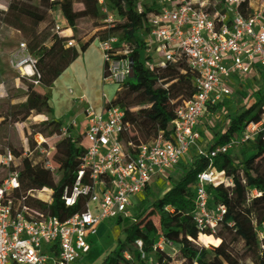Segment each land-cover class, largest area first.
I'll list each match as a JSON object with an SVG mask.
<instances>
[{
	"label": "trees",
	"instance_id": "16d2710c",
	"mask_svg": "<svg viewBox=\"0 0 264 264\" xmlns=\"http://www.w3.org/2000/svg\"><path fill=\"white\" fill-rule=\"evenodd\" d=\"M256 1L259 0H244L240 14L249 18L259 12L253 7ZM210 2L221 7V0ZM76 5L83 7L86 17L75 22L70 37L56 35L53 10ZM107 6L111 15H115L110 25L99 13L97 0H10L7 7L0 10V81L5 86L19 84L25 89L23 102L11 106L5 115L0 114V133L6 125L26 124L35 117L41 119L31 124L32 136L20 149L13 148L6 137L0 136V157L9 152L12 156L10 170L19 174L21 190L15 195V203L26 199L24 206L60 221L85 210L82 205L67 208L61 200L63 188L72 185L78 177L84 150L71 136L64 137L55 148L53 173L39 165L33 166L25 155L36 150L34 136L40 135L46 140L62 136L63 122L56 119L46 90L78 62L81 54L96 42L115 40L117 44L105 53L106 59L132 64L133 78L120 85L113 100L103 106L123 111L130 126L121 137L123 145L127 141L136 149L151 147L160 136L167 138L170 125L176 120L175 111L196 95L197 75L189 68L176 61L160 68L152 64L148 56L141 59L147 47L140 35L146 33L147 21L156 13L157 5L148 0H107ZM83 24L94 34H86L81 28ZM70 42L74 43L72 47L67 46ZM21 45L35 61L34 78L18 76L12 70L11 57ZM107 78L108 64L104 61L103 79ZM33 82H38V87ZM221 108H209L206 113L216 116ZM230 119L228 127L214 134L203 155L193 156L189 165L182 164V175L174 187L165 190L156 201H149L147 208L133 221L120 219L112 224L120 229L116 247L100 264H148L147 259L152 256L154 264H225L214 251L201 244V236L223 240L229 249L224 253L229 264H264V241L258 242L255 236V230L264 225L263 133L242 149L240 158L232 153L215 159L209 156L217 146L240 137L246 125L264 127V91L257 92L256 101L249 108L236 111ZM207 172L214 173L210 208L222 206L226 211L214 234L209 230L199 231L193 216L185 215L194 207L197 177ZM42 190L50 194L49 204L28 196ZM145 194L149 196V189ZM167 207L185 216L172 219L162 213ZM160 245L167 248L178 245L179 249L165 257ZM240 259L244 261L241 263Z\"/></svg>",
	"mask_w": 264,
	"mask_h": 264
},
{
	"label": "built area",
	"instance_id": "2783aa9c",
	"mask_svg": "<svg viewBox=\"0 0 264 264\" xmlns=\"http://www.w3.org/2000/svg\"><path fill=\"white\" fill-rule=\"evenodd\" d=\"M210 1L155 0L156 13L147 21L146 33L140 35L152 64L165 68L167 63L176 61L197 75L196 95L175 111L176 120L170 125L167 138L160 136L151 147L136 149L127 141L123 145L121 137L130 126L120 108L113 106L97 112L85 94L75 97L69 92L83 110L67 123L63 122L62 136L56 138L71 136L79 142L84 156L76 181L63 188L61 200L67 208L82 205L83 212L60 221L24 206L26 199L15 203V195L21 190L19 174L10 170L9 152L0 157V174H4L0 185V264L81 263L97 245L102 226L128 219L136 199L155 183L168 180L167 190L174 187L177 182L168 179L169 176L182 164L191 163V152L196 151L194 156L203 155L204 150L198 147L202 141L198 126L207 110L231 98L236 83L249 78L264 79V13L255 12L245 18L239 12L244 0H221L220 8ZM97 2L104 22L112 24L107 0ZM54 32L63 35L57 24ZM98 44L108 64L104 83L118 87L126 83L130 76L129 62H111L105 57L117 41ZM73 45V42L67 44ZM11 59L22 77L36 76L35 61L24 45ZM22 67L29 68L31 76L24 74ZM33 84L38 87V82ZM260 133L264 141L262 124L246 125L240 137L217 146L209 156L215 159L241 150ZM34 141L36 152L44 157L39 166L53 173L55 149L47 152L43 147L47 142L40 135ZM213 185L214 173L197 177L194 207L185 214L193 216L199 231L209 230L211 234L226 215L222 206L210 208ZM28 196L45 204L51 201L45 190ZM162 213L172 219L185 216L170 207L162 209ZM205 238L208 237L201 236L200 242Z\"/></svg>",
	"mask_w": 264,
	"mask_h": 264
},
{
	"label": "rangeland",
	"instance_id": "374dc122",
	"mask_svg": "<svg viewBox=\"0 0 264 264\" xmlns=\"http://www.w3.org/2000/svg\"><path fill=\"white\" fill-rule=\"evenodd\" d=\"M10 0H0V10H4ZM151 3H155V0H148ZM253 7L256 11H264V0H259L256 2H253ZM113 20L115 19V15L112 14ZM82 29L86 30V34L93 35V32H90V27L86 24H83L81 26ZM1 38V37H0ZM146 54H143L141 59H145ZM11 67L13 72H15L18 76L22 75L20 74V71L16 68V65L14 64V61L11 59ZM101 68H98L95 70L93 74H90L89 84L91 88L95 90V92H98V90L102 94V81H101ZM62 77V76H61ZM60 77V78H61ZM26 78V77H25ZM130 79V78H129ZM103 84L104 79H103ZM111 86H115L114 84H109ZM117 89L118 86H115ZM259 91H264V79L256 80L249 78L244 81H240L236 83V87L233 91V94L231 98L224 100V102L220 105L221 112L217 114L216 116H213L212 114L206 113L205 116L200 120L198 131L202 134L203 139L199 143L198 147L201 150H205L208 143H210L213 139L214 134L221 132L222 128H226L229 126V124L232 122V119L230 117L239 110H242L243 108L247 107L249 108L255 101H256V93ZM112 89L109 91H105V94L107 97L111 95ZM87 95V94H86ZM97 94H95L96 96ZM25 96V89L21 87L19 84L5 86L0 81V114L5 115L9 108L15 104L21 103L24 100ZM96 101H101L99 98H96ZM182 106V105H181ZM57 108L59 106L57 105ZM80 108V107H79ZM81 109V108H80ZM69 117V116H68ZM63 118V121L61 122H68L70 118ZM41 119L38 117L32 118L29 123L26 124H10L6 125L3 129L2 133H0L1 137H6V140L8 144H10L15 149H20L21 147L25 146L28 139L32 136V131L30 129L31 124L39 122ZM79 122H82L79 120ZM36 136H34L35 138ZM46 144L43 145V147L46 149L47 152H51V148H56V145L61 142L60 139L54 137L52 139L46 140L44 139ZM245 149V148H242ZM241 150H236L232 152L233 155L240 158V152ZM0 150H2V146H0ZM248 152V150H246ZM56 152V150H55ZM196 151L191 152L190 158L192 159L195 155ZM47 155V154H46ZM26 158L31 162L33 166L36 164H40L44 157L40 154V152H36V150L33 153H27L25 155ZM181 165L176 171H174L168 179L171 180H178V178L182 175V167ZM4 178V175L2 174L0 176V181ZM168 188V180H163L160 182L155 183L151 189L149 190V196L146 197V194L144 193L141 195L138 199H136L135 207L133 211L130 214L129 220H134L138 217L141 211L145 210L148 206L149 201L154 202L156 201L160 195L167 190ZM44 199V197H42ZM45 200V199H44ZM106 229L105 233L101 235L99 233L98 235V242L96 248L93 250V252L90 254V256L85 257V259L82 262V264H100L101 261L109 255L116 247V239L118 233H120V229L116 231H112L114 227L113 225L106 224L104 225ZM113 227V228H112ZM255 236L260 242L261 240L264 241V225L261 228H257L255 230ZM101 238V239H100ZM263 238V239H262ZM222 240L216 239L215 237L212 238H205L201 240V244L205 247H208L207 249L212 250L215 252L217 256L222 258L225 261V264H229L226 261L225 255H218L217 249L221 245ZM162 255L167 257L175 253V251H178L179 246L174 245L173 248H167L166 246H161L159 248ZM174 249V250H173ZM226 252H229V249L227 248ZM244 259H240V262L242 263ZM154 257H149L147 259L148 264H154Z\"/></svg>",
	"mask_w": 264,
	"mask_h": 264
},
{
	"label": "crops",
	"instance_id": "0c3cea01",
	"mask_svg": "<svg viewBox=\"0 0 264 264\" xmlns=\"http://www.w3.org/2000/svg\"><path fill=\"white\" fill-rule=\"evenodd\" d=\"M53 15L55 23L63 29V35L65 37L71 36V29L77 20H82L86 17L85 11L81 5L57 7L53 10ZM103 66L104 56L99 50V44L96 42L87 50V52L80 55L78 62L72 65L50 89L46 90V94L51 98V106L55 110V117L57 120L63 121V118L68 116V118L78 116L83 110V107L78 105L74 101V98L69 94L70 91L74 93L75 97L80 93L85 95L87 94L86 96L89 99L90 105L97 112L103 109L105 103H110L113 100L117 89L115 86L103 84ZM98 68H101L102 70V94L99 90L98 92H95V90L91 88L88 79L89 75L93 74ZM111 89V95L107 97L105 91H109ZM95 94L97 95L95 96ZM96 98H99L101 101H96ZM57 105L61 108L60 111L57 108ZM104 229H106L105 226H102L99 229V233L101 235L105 233ZM116 230L119 229H112V231ZM96 246L92 249L90 254ZM90 254L88 256H90ZM79 264H82V262Z\"/></svg>",
	"mask_w": 264,
	"mask_h": 264
},
{
	"label": "bare ground",
	"instance_id": "6f19581e",
	"mask_svg": "<svg viewBox=\"0 0 264 264\" xmlns=\"http://www.w3.org/2000/svg\"><path fill=\"white\" fill-rule=\"evenodd\" d=\"M25 68L26 67H22V72L24 74H27V75L31 76V72L29 71V68H27V69H25ZM221 242H222L221 245L217 249V254L218 255H223L225 253V251L227 250V248H228L226 243L223 240Z\"/></svg>",
	"mask_w": 264,
	"mask_h": 264
},
{
	"label": "water",
	"instance_id": "95a60500",
	"mask_svg": "<svg viewBox=\"0 0 264 264\" xmlns=\"http://www.w3.org/2000/svg\"><path fill=\"white\" fill-rule=\"evenodd\" d=\"M129 71H130L129 78L132 79L133 78V68H132V64L130 62H129Z\"/></svg>",
	"mask_w": 264,
	"mask_h": 264
}]
</instances>
